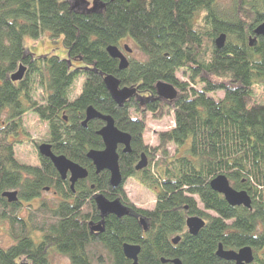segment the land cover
<instances>
[{"label":"trees","instance_id":"trees-1","mask_svg":"<svg viewBox=\"0 0 264 264\" xmlns=\"http://www.w3.org/2000/svg\"><path fill=\"white\" fill-rule=\"evenodd\" d=\"M100 1V11L76 13L71 0H0V222L12 240L0 248V264H52L50 250L70 264H133L123 255L125 243L140 246L136 264H234L216 256L219 245L235 251L249 246L251 264H264V37L249 43L264 22V0H232L227 17L217 0ZM44 33L62 38L65 59L27 51L25 38ZM222 33L225 43L217 49ZM126 39L146 58L128 60L119 70L106 48ZM20 65L25 74L12 82ZM105 75L134 87L136 95L119 107ZM79 80L80 93L72 99ZM159 81L177 89L175 100L155 99ZM218 93L221 99L211 97ZM89 106L131 138L130 153L117 150L122 182L115 189L109 173L96 174L86 157L103 149L97 132L104 123L82 125ZM170 112L174 126L158 132L155 145L145 143L148 115L160 122ZM28 113L46 123L54 154L87 170L73 189L50 160L38 155L36 165H27L16 159V137ZM142 154L148 164L137 171ZM220 174L250 196V209L231 207L211 190L209 182ZM133 180L155 194L151 209L129 201L125 186ZM8 191L17 192L16 202L2 197ZM45 191L54 192L55 203L40 199ZM97 193L119 199L133 215H108L103 232H91L100 221ZM188 216L205 220L195 236L187 232Z\"/></svg>","mask_w":264,"mask_h":264},{"label":"water","instance_id":"water-1","mask_svg":"<svg viewBox=\"0 0 264 264\" xmlns=\"http://www.w3.org/2000/svg\"><path fill=\"white\" fill-rule=\"evenodd\" d=\"M80 5H83L81 9ZM105 3L100 0H93L91 8L87 7L85 0H73V4L70 5V10L76 13H95L104 8ZM254 37L250 38L249 43L255 42L257 37H264V22L259 24L253 30ZM225 34H220L215 39V46L217 49H221L225 43ZM124 51L128 54L131 53L126 45L123 47ZM108 55L118 61L119 70H125L128 67V59L119 50L117 46H109L106 49ZM26 71L24 65H20L15 73L10 76L12 82L22 80ZM103 83L111 96L112 100L119 106H123L125 102L130 100L136 95V89L134 87H121L120 81L113 75H105L103 77ZM156 100L173 101L177 97V89L166 82L159 81L155 85ZM91 120H101L104 126L97 132V135L102 139L103 149L94 150L91 149L87 152L86 157L92 163L95 173L98 174L102 171L109 173V184L112 188H117L122 182V175L119 168V155L118 147H122V153H130V135L117 129L114 125V121L111 116L104 115L92 106H89L85 110V119L82 123L83 126ZM38 155L50 160L54 169L59 174L62 180L68 179L70 188L73 189L76 182L84 180L88 176V172L85 168L79 164L71 161L64 155H56L51 149L49 143H43L37 147ZM148 164L147 156L141 155V158L135 169L137 171L142 170ZM209 186L212 191L220 194L227 204L231 207H244L251 208V198L245 191L235 190L227 177L220 174L209 182ZM8 202H16L17 192L8 191L2 194ZM95 206L100 215V221L91 227V232L101 233L103 232L104 219L108 215H114L118 218L123 216H131L132 210L123 205L119 199L109 200L103 194H95L93 196ZM139 223L143 226V230H146V222L144 218H139ZM185 226L190 235L195 236L205 226V221L197 216L187 217L185 220ZM179 241V237H175L172 242L176 244ZM123 255L128 260H131L133 264L137 263L138 254L140 252V246L135 244L125 243L122 246ZM216 256L224 261L233 262L234 264H251L254 260L252 248L247 246L237 251L225 250L221 245L218 246ZM162 262H166L162 260ZM171 264H182L179 259L169 260ZM21 264H26L22 262Z\"/></svg>","mask_w":264,"mask_h":264},{"label":"rangeland","instance_id":"rangeland-1","mask_svg":"<svg viewBox=\"0 0 264 264\" xmlns=\"http://www.w3.org/2000/svg\"><path fill=\"white\" fill-rule=\"evenodd\" d=\"M71 3L73 1L71 0ZM232 0H217V10L223 16H229L232 9ZM83 5H80L81 9ZM91 8V7H90ZM126 45L131 49V53L128 54L124 51L123 47ZM26 49L34 56L40 55H54L61 59L67 57L66 50L62 44V38L52 39L49 37L48 33L42 34L37 40L31 38H25ZM117 47L126 56L128 60H145V56L136 49L135 45L130 40H122ZM181 81H186L185 77H182L180 73L177 74ZM82 81L79 80L73 89L71 95L72 99L75 98L81 90ZM258 93V91H257ZM215 100L221 99L222 94L218 93L216 95H211ZM260 94L258 93V97ZM150 115H148L147 130L144 134L145 143L149 145L156 144V134L161 131L170 130L174 126L173 114L172 112L167 113L163 120L160 122H154L150 120ZM46 123L41 121L37 115L34 113H28L22 118L21 127L19 128L18 136L16 137L17 142L14 145V152L18 162L27 165H36L38 152L35 144L48 143V138L45 133ZM9 140H12L9 137ZM171 153H174V148L170 149ZM126 194L129 201L137 208L151 209L154 206L155 194L153 191L146 189L141 186L136 181H129L125 186ZM41 200H46L48 202L55 203L54 192L45 191L42 193ZM39 200L35 199L30 204L33 206L38 205ZM200 207V205H199ZM27 205L23 210V214L26 212ZM12 244V240L8 235L7 224L0 222V248H7ZM49 258L52 264H70L67 257L58 254L52 250L49 252Z\"/></svg>","mask_w":264,"mask_h":264},{"label":"flooded vegetation","instance_id":"flooded-vegetation-1","mask_svg":"<svg viewBox=\"0 0 264 264\" xmlns=\"http://www.w3.org/2000/svg\"><path fill=\"white\" fill-rule=\"evenodd\" d=\"M87 2V7L90 8L92 6L93 0H85Z\"/></svg>","mask_w":264,"mask_h":264},{"label":"bare ground","instance_id":"bare-ground-1","mask_svg":"<svg viewBox=\"0 0 264 264\" xmlns=\"http://www.w3.org/2000/svg\"><path fill=\"white\" fill-rule=\"evenodd\" d=\"M71 4H73V3H71ZM111 46V45H110ZM113 46H115V45H113ZM109 47V46H108ZM107 49V48H106ZM120 50V49H119ZM28 51V50H27ZM30 53V52H29ZM177 95H178V91H177ZM188 217H190V216H188ZM198 217V216H197ZM202 219V218H201ZM205 221V220H204ZM187 229V228H186ZM188 232V231H187Z\"/></svg>","mask_w":264,"mask_h":264}]
</instances>
